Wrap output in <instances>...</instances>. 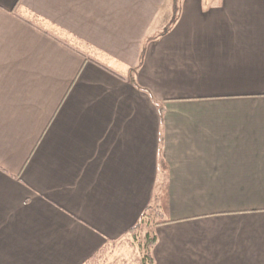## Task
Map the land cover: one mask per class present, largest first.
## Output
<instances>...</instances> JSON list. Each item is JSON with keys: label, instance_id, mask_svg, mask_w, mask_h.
Listing matches in <instances>:
<instances>
[{"label": "crops", "instance_id": "crops-1", "mask_svg": "<svg viewBox=\"0 0 264 264\" xmlns=\"http://www.w3.org/2000/svg\"><path fill=\"white\" fill-rule=\"evenodd\" d=\"M180 4L0 0V264H86L165 185L155 264H264V0Z\"/></svg>", "mask_w": 264, "mask_h": 264}, {"label": "trees", "instance_id": "trees-1", "mask_svg": "<svg viewBox=\"0 0 264 264\" xmlns=\"http://www.w3.org/2000/svg\"><path fill=\"white\" fill-rule=\"evenodd\" d=\"M182 0H172V18L168 24L167 31L176 24L181 10ZM145 50L141 54L140 64L143 62ZM168 206V190L165 185L161 192L155 196L154 201L147 207L138 223L129 230V236H132L140 245L143 251L142 264H155L153 258V248L157 242L155 227L167 223L166 207ZM116 244L107 245L93 255L86 264H103L106 256L113 250Z\"/></svg>", "mask_w": 264, "mask_h": 264}, {"label": "rangeland", "instance_id": "rangeland-1", "mask_svg": "<svg viewBox=\"0 0 264 264\" xmlns=\"http://www.w3.org/2000/svg\"><path fill=\"white\" fill-rule=\"evenodd\" d=\"M142 257L139 243L132 236H127L107 254L103 264H142Z\"/></svg>", "mask_w": 264, "mask_h": 264}]
</instances>
